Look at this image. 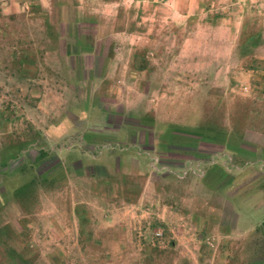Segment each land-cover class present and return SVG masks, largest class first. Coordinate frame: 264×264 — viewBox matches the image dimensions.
Listing matches in <instances>:
<instances>
[{
    "label": "rangeland",
    "instance_id": "374dc122",
    "mask_svg": "<svg viewBox=\"0 0 264 264\" xmlns=\"http://www.w3.org/2000/svg\"><path fill=\"white\" fill-rule=\"evenodd\" d=\"M62 1L57 9L55 0H0V264H218L215 244L199 247L193 220L165 217L180 204H145L134 218L133 208L117 203L113 213L100 199L117 189L93 181L102 180L104 163L108 178L121 181L117 156L124 145L114 131H142L148 137L138 146L148 148L159 142L152 131L168 129L140 121V110L152 116L164 112L161 102H172L170 114L179 121L206 102L208 133L223 134L227 143L224 150L200 143V151L224 152L230 177L236 155L229 143L243 138L238 181L264 187V163L249 144H264V23L249 33L237 26L249 13L238 4L259 0H198L210 9L189 15L179 0L175 12L145 11V23L153 17L187 23L142 28L147 40L131 59L122 54L134 43L112 41L133 38L134 28L95 31L79 24L86 15L78 17L70 0ZM219 18L225 22L218 35L253 41H208L209 28L198 24ZM125 102H133L129 112ZM111 150L116 155L106 157Z\"/></svg>",
    "mask_w": 264,
    "mask_h": 264
},
{
    "label": "crops",
    "instance_id": "0c3cea01",
    "mask_svg": "<svg viewBox=\"0 0 264 264\" xmlns=\"http://www.w3.org/2000/svg\"><path fill=\"white\" fill-rule=\"evenodd\" d=\"M175 1L70 0V5L74 13H80L78 17L86 15L82 19L76 17L79 24L91 26L95 31H98L100 27L134 28V31L132 30L135 33L133 38L130 35L119 34L120 38L116 37L118 42L112 41L113 38L109 40L113 43H120L122 47L127 46L126 44L128 43H134L133 47L127 48V51L122 54H125L126 58L131 59L139 57L138 52H136L137 48L141 46L142 42L147 40L143 36L142 28L162 24L177 25L175 23H178L185 25L187 23L185 18L176 21L169 18L160 20L158 17L150 18V21L153 22H144L145 18L142 17V14L145 11L168 14L173 9L175 12ZM179 1L183 2L182 8H180L182 14L189 15L197 10L204 12L210 9L207 4L200 3L198 0ZM50 2L52 4L54 0H50ZM53 5L54 8L61 9L66 3L63 4V1L55 0ZM238 7L240 9L245 7L244 10L247 9L249 11L247 16L238 21L237 26H241V30L243 29V31L249 33L255 25L261 26L264 23V0H259L258 4H238ZM259 7L262 8L259 9ZM257 10H262L261 16L254 15ZM155 15L158 16V14ZM256 17L259 19L257 20ZM224 22L225 20L219 18L213 21L200 20V23L198 22L199 24H197L202 26L203 29L209 28L208 41L214 43L244 41L245 38L243 36L240 38V35L233 38L218 35L217 29H222ZM259 22L262 24H259ZM244 35L246 34L244 33ZM151 39L153 40V38ZM246 39L250 41L251 37L248 36ZM204 41H207V39ZM134 75H137V71H134ZM125 103L126 111L129 112L127 109H131L128 107L133 102ZM171 104L172 102H161L160 108L164 112L158 113L157 111L156 113L155 111L156 114H151L152 116L142 113L141 110L140 112L135 110L140 113L138 116H142L139 119L140 121L153 123L155 128L168 127L166 131H164L165 129L157 132L152 131L151 138L157 141L159 139V142H154L155 145L151 144L148 148L138 146V143H141L140 140L144 141L148 137L142 131H134L129 128H119L114 131L115 134L113 136L119 139L121 145H124L117 156L120 159L118 172L120 173L119 178L121 181L118 182L108 178L107 171L109 167L104 163L106 172L101 178L102 180L98 178L93 183H96L97 186L116 188L118 195L99 198L101 203H108L112 212V209H116L117 203L125 208H133L134 218L143 212L142 208L147 207V205L144 207L145 204H150V206L152 204L157 205V209L165 205L168 207L170 204H180L181 208L175 205L169 211L167 210L165 217L167 218L169 214H176L182 219L193 220L199 247L207 249L209 245L215 244L214 248L217 251L216 262L218 264H264V187L253 185V180L251 179L252 181L250 180L251 182H249L253 188L249 187L248 189V186H244L238 181L240 173L238 171L240 168V159L238 157L240 151L245 150L244 146H241L243 138L237 137L242 139L241 142L229 143L235 147L234 151L232 150L231 152L236 156L231 160L230 166L235 167L236 170L234 171L236 172L232 173V175L229 174L230 177H228V174H224L227 166L223 158L224 152L219 155L215 152L208 155L206 149L202 151L199 149L200 143L206 145V143L212 142L215 145L223 144V147L222 145L219 147L224 150L227 143L223 134L211 135L208 133L206 110L202 111L201 109V107H206V102H197L195 109L199 107L197 109L198 113L190 114L192 117L189 119L180 118L178 119L179 121H176L175 116L170 114L169 108ZM172 119L176 122H172ZM158 123L160 126H158ZM220 132L223 133L222 131ZM235 136L233 132L231 141H235L233 140ZM130 138H133V140ZM160 142L163 144L158 145ZM196 142H198L197 145ZM184 143L187 144L183 145ZM189 143H194L191 150H188ZM249 144L252 146L253 152L259 153L264 163V144L258 145L254 142ZM157 145L165 146V148H157ZM177 145L179 146L177 147ZM163 150L166 151L163 152ZM109 152L106 155L108 158L116 155L112 150ZM218 157H221V160L217 159ZM252 162L255 163L253 160ZM253 167V165H246L244 169L254 170L255 168ZM231 171H233L232 168ZM88 178H91V175ZM115 211L117 213L118 210ZM160 216L162 215L160 214ZM229 216L231 218L230 223L224 220L228 219ZM235 255L237 257L241 255L240 260H237L236 257L233 260ZM243 255L248 258L244 259Z\"/></svg>",
    "mask_w": 264,
    "mask_h": 264
}]
</instances>
